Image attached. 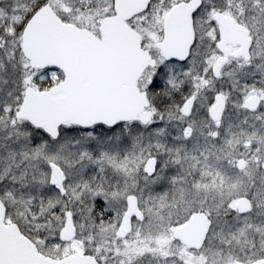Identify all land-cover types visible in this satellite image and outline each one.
Returning a JSON list of instances; mask_svg holds the SVG:
<instances>
[{
    "label": "snow or ice",
    "instance_id": "6c2138e0",
    "mask_svg": "<svg viewBox=\"0 0 264 264\" xmlns=\"http://www.w3.org/2000/svg\"><path fill=\"white\" fill-rule=\"evenodd\" d=\"M0 264H264V0H0Z\"/></svg>",
    "mask_w": 264,
    "mask_h": 264
}]
</instances>
